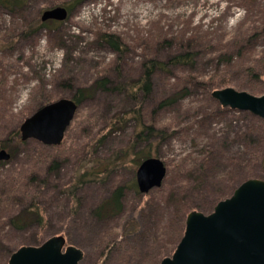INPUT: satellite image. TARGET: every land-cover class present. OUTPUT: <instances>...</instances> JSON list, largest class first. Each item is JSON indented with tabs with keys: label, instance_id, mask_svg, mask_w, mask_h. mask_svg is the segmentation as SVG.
<instances>
[{
	"label": "rangeland",
	"instance_id": "rangeland-1",
	"mask_svg": "<svg viewBox=\"0 0 264 264\" xmlns=\"http://www.w3.org/2000/svg\"><path fill=\"white\" fill-rule=\"evenodd\" d=\"M62 1L26 0L22 9L13 11L0 7V143L3 138L12 140L11 131L40 107L71 98L97 79L106 76L108 81L103 90L83 101L58 146L60 150L48 147V161L33 180L45 189L40 192L45 191L41 198L47 216L45 225L23 230H15L7 222L0 225V264H7L17 248L37 246L39 240L42 243L55 235L64 236L66 245L83 251L81 264H117L110 258L113 248L101 254L99 246V236L111 226L116 227L118 241L123 237L138 240V251L122 264H152L150 258L156 248L151 242L156 230L158 234L160 224L168 226L179 202L188 205L190 211L207 215L214 208L212 195L223 192L230 182L235 181L237 187L247 179L264 180V143L257 136L244 137L251 128L249 112L217 111L205 104L202 82L190 87L188 94L165 109L159 108L158 103L167 95L168 84L181 85L170 80L169 74L155 76L152 92L148 96L141 92L137 100L120 89L140 75V63L145 57L167 60L174 51V46L170 47L174 39L185 44L198 30H217L227 39L238 32L239 26L252 24L254 37L249 46L247 41L242 44L244 51L252 53L238 59V50L233 49L237 63L229 78L235 81V90L261 96L264 0H88L74 8L64 22L47 21L45 27L29 36L21 34L27 23ZM103 33L119 37L125 44L124 50L115 51L101 40ZM179 37L184 40L178 41ZM203 47V61L195 66L198 72L191 73L202 74L198 81L205 82L215 63H209L207 59L213 54ZM243 65H255L256 72L262 75L260 79L242 75ZM167 71L179 74L190 70L167 66ZM138 104L145 123L159 119L169 128L161 139L136 142L135 152L125 158L122 149L136 141V120L127 113ZM117 114L127 115L126 123L110 130L108 125ZM152 141L150 157L159 158L167 173L159 188L142 195L136 185L140 162L135 164L134 154ZM35 142L39 143L30 139L19 145L16 160L0 161V174L20 166L26 160L24 155L37 152ZM256 149L257 158L252 155ZM203 156L205 160L200 166L197 160ZM97 158L113 159L114 164L110 171L81 186L76 204L69 201L63 184L73 171H83L89 161ZM53 159L59 164L51 168ZM116 187L123 188L121 215L97 216L95 209ZM132 226L135 228L130 230ZM170 228L162 232L164 240ZM141 234L148 240L150 237V243L140 239Z\"/></svg>",
	"mask_w": 264,
	"mask_h": 264
},
{
	"label": "trees",
	"instance_id": "trees-1",
	"mask_svg": "<svg viewBox=\"0 0 264 264\" xmlns=\"http://www.w3.org/2000/svg\"><path fill=\"white\" fill-rule=\"evenodd\" d=\"M86 1L88 0H63L61 2V5L57 6L65 7L69 14L74 8ZM25 2L26 0H0V7L5 8L9 11H13L15 9H22L25 5ZM249 9L250 11H252L251 8ZM46 24L47 21L42 22L40 20V17H38L33 21L27 23L28 26L24 28V31H22L21 34L24 36H29L32 33L36 32L38 29L45 27ZM250 26H239L240 28L238 29V32L227 39L225 35L217 32V30L213 32H209L208 30H198L194 36L185 40V44L177 43V39H174L175 42L172 41V43L170 44L171 48L174 46V51L169 55L167 60H163L159 57H145L143 62L140 63V75L136 77V79H133L130 84H124L120 91L128 94V97L132 98V100H137L138 94H141V92H143L145 96H148L152 92L153 78L158 74L165 73L171 76L170 80L176 81V84L181 83V85L176 87L175 83L171 84L169 83V79L167 80L169 81V84L167 86L168 93L160 99V102L158 103L159 108L165 109L171 106L172 104L177 102L179 98H183L186 94H188L190 87H195L198 85V82H202V84L204 85L203 90L205 91V104L212 105L214 110L217 111L231 110L227 107H221V105H219V103L211 97V92L215 89L232 87L234 85L235 81L229 78V74L235 65L234 63H237V61L233 59V49L238 50V55H236V58L238 59L252 53V51L250 50L244 51L242 47V44L245 41L248 42L249 46V43L251 42L249 41L250 38L252 39L254 37L253 27L250 28ZM263 28L264 25L262 29ZM100 38L105 43L110 44L115 51L121 52L122 50H124L122 49V46H124L125 44L123 43V41L121 42L119 37H117L116 35L103 33ZM179 38L180 39L178 41L180 42L184 40V37ZM202 46H205L203 48H205L207 52L213 54V57L207 59L208 61H210L209 63H215V68L211 71V73H209L208 78L205 82L198 81V79H202V74L199 73L197 76H194L191 73H197L198 71L196 70L195 66L199 65V63L203 61V56H201L200 49ZM167 66L171 67L174 70L185 67L190 71L181 72L179 74H177V72L173 73L172 71H169V73H167ZM240 72L244 76L250 75L258 79H260V77L262 76L256 72L255 65H243L240 68ZM107 81L108 79L105 76L102 79H97L92 84V86L79 89L77 94H74L71 97V99L74 100L76 104H78V109L84 100L90 98L91 94L95 93L99 89L103 90L107 85ZM239 84L238 86H241ZM135 103L137 104V102ZM137 106V110L135 107H133L127 113V115H131L132 118L136 120V129L133 134V139L136 141H134L135 143L133 141H130L129 145L122 149V157L124 156L125 158L129 156L130 153L135 152V150L133 149L136 142L143 140L148 141L152 138L154 140L157 138L161 139L163 138V136H166V129L169 128L167 124L162 123V121L159 119L151 122L150 124L146 122L147 124H149L146 125L144 117L142 116L141 106L139 104ZM127 115L122 116L120 114H117L113 121L109 123V129L112 130L118 124H125ZM248 117L251 123V128H248L249 131L247 132V135H244V137L257 136L261 138V141H263L262 143H264L263 120L250 113H248ZM18 126H16L13 131H11V134L13 135L12 140L10 138L1 139L0 150H6L7 158L4 161H7V163L17 159L19 153L17 150L18 146L26 144L27 142L20 139ZM199 126H201V124H199ZM152 143L153 141L150 142L145 147V149L134 154L137 158L135 164H139V162L141 163V161L151 156ZM48 147L49 146H43L39 143H36V148L38 149L37 152L24 155L26 160L24 162H21L20 166L15 165L6 173L0 174V225L7 222L8 225L15 230H23L29 226L34 225L41 228L45 225L47 216L41 199L43 198L45 191L40 194V192L45 189H42V185H40L39 182H34L33 180L37 176V174H41V172H38V170L44 168L43 165H45V163L48 161ZM51 147L55 150H60L58 146ZM257 153L258 151L256 149L252 155L257 158ZM186 158L189 157L187 156ZM204 160L205 156L197 160V164L201 166V162H204ZM58 164V160L53 159L51 160L50 166L51 168H54L57 167ZM113 164V159L108 160L105 158H97L94 162L89 161V166H87L83 171L80 169H76L75 171H73L67 182L63 184V186H65V193L69 201L76 204L78 190L81 188V186L86 181L92 180L94 177H98L100 174H104L107 171H110ZM234 182L235 181L230 182L226 186V191L224 190L225 192L223 191L219 194L212 195L211 198L213 201V207L219 201L225 199L232 193L237 185ZM122 189L123 188L121 187H116L112 194L100 203V205L95 209V213L97 216H108L115 218L121 215L123 197ZM13 199L15 201H12ZM189 212L190 209L188 205L179 202L175 206V209L172 211L173 219L168 223V226L165 227V225L163 224H160L158 226V234L156 230L154 238L151 242V245H153L152 247L156 248V251L150 258L152 264H159V262L164 257L174 251L183 236L185 229V219ZM168 227L171 228L169 234H166L167 238L164 240L165 233L162 234V232ZM134 228L135 226H132L130 230H133ZM115 229V226H111L99 236V246L101 249L100 252L101 254H104L107 249L112 247L113 250L110 253V258L112 260H115L117 264H122V262L125 261L126 258L134 255L138 251L136 249V243H138V240L129 239L128 237L122 236V240L118 241V234L116 233V231H114ZM147 238L148 237L143 236V234L140 235V239L144 240V242L146 243H150V237L149 240ZM40 243L41 240L37 242V245H39ZM162 243H164L165 245L160 246V244Z\"/></svg>",
	"mask_w": 264,
	"mask_h": 264
},
{
	"label": "water",
	"instance_id": "water-1",
	"mask_svg": "<svg viewBox=\"0 0 264 264\" xmlns=\"http://www.w3.org/2000/svg\"><path fill=\"white\" fill-rule=\"evenodd\" d=\"M67 18L68 11L63 6L46 9L40 15L42 22H63ZM211 97L221 107L247 111L264 121V94L255 96L226 87L213 90ZM77 110L78 104L71 98L40 107L21 122L20 139L59 146ZM6 158V150H0V161ZM166 173L159 158L141 161L136 170L139 193L159 188ZM83 257L81 249L66 245L64 236L55 235L37 246L17 248L7 264H81ZM160 264H264V180H245L210 214L190 211L182 238L172 255L164 257Z\"/></svg>",
	"mask_w": 264,
	"mask_h": 264
},
{
	"label": "built area",
	"instance_id": "built-area-1",
	"mask_svg": "<svg viewBox=\"0 0 264 264\" xmlns=\"http://www.w3.org/2000/svg\"><path fill=\"white\" fill-rule=\"evenodd\" d=\"M89 7V5L88 6H86L85 8H88Z\"/></svg>",
	"mask_w": 264,
	"mask_h": 264
},
{
	"label": "clouds",
	"instance_id": "clouds-1",
	"mask_svg": "<svg viewBox=\"0 0 264 264\" xmlns=\"http://www.w3.org/2000/svg\"><path fill=\"white\" fill-rule=\"evenodd\" d=\"M242 14V13H241Z\"/></svg>",
	"mask_w": 264,
	"mask_h": 264
}]
</instances>
